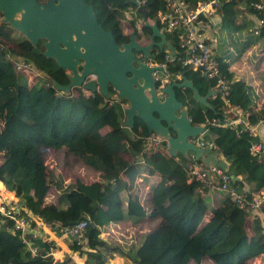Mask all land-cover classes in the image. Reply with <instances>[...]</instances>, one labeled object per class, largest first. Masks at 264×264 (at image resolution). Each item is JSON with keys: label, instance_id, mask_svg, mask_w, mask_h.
Segmentation results:
<instances>
[{"label": "trees", "instance_id": "obj_1", "mask_svg": "<svg viewBox=\"0 0 264 264\" xmlns=\"http://www.w3.org/2000/svg\"><path fill=\"white\" fill-rule=\"evenodd\" d=\"M85 1L93 5L98 21L112 30L117 42L129 39L130 32L121 24L124 11L132 8L136 17L142 16L130 1ZM259 1L264 3L221 0L216 13L218 37L212 50L228 87L225 96L246 115L236 129L211 121L225 103L223 91L216 88V76L181 60H165L166 45L153 46L149 56L164 63L172 77L190 78L200 94L209 87L215 91L207 97L209 105L194 98L189 87H177L176 95L189 105L192 122L204 123L209 140L234 174V188L250 194L264 191V153L258 158L249 148L254 140H264V132L250 131L264 114V25L253 31L255 15H259L254 4ZM185 2L193 6L197 0ZM145 5L148 19H156L179 50L178 29L166 30L158 17L165 8L162 0H145ZM1 17L0 13V150H4L0 181L60 235L63 228L86 218L84 247L71 239L70 248L85 254L87 264H103L115 254L129 264H181L190 247L200 252L196 264H204L203 258L213 264H244L264 253V205L244 209L214 188L212 192L221 191L223 199L208 213L205 198L211 190L187 176L189 161L184 162L181 153L142 152L141 136L149 132L140 118L132 127L124 125L126 99L99 91L85 95L80 88L70 94L56 89L47 75L65 83L69 80L66 70L42 53V39L31 43ZM134 18L130 25L136 38L150 40L152 30L145 19L138 26ZM6 53L29 61L38 73L17 69ZM250 70L253 75L249 76ZM61 148L97 178L51 169L47 157ZM194 162L206 166L200 160ZM155 174L166 175L168 181L152 186L149 201L139 198L144 192H132L135 176ZM210 177L216 179L213 174ZM147 222V230L136 235L133 229ZM31 227L21 236L0 218V264H78L69 255L56 261L48 253L51 236L40 232L34 236ZM34 246L38 247L35 252Z\"/></svg>", "mask_w": 264, "mask_h": 264}, {"label": "water", "instance_id": "obj_2", "mask_svg": "<svg viewBox=\"0 0 264 264\" xmlns=\"http://www.w3.org/2000/svg\"><path fill=\"white\" fill-rule=\"evenodd\" d=\"M126 1L136 6L151 28L148 43H141L134 30L127 41L117 42L112 30L98 21L93 5L85 0H0L1 21L8 22L33 44L42 39V53L69 72L65 83L47 75L56 89L69 94L72 87L84 86L115 98L112 88L118 92V100L127 101L124 125L132 127L135 118H140L148 132L167 140L171 155L181 153L185 161L191 159L192 151L195 160L206 166H222L234 177L228 163L211 152L210 146H199L194 141L204 127L192 122L187 106L176 95L177 87H189L194 98L209 105L207 97L215 91L209 87L206 94H200L193 81L184 76L181 80L171 77L162 88V96L156 92L153 72L163 71L164 67L150 61L151 48L166 45L175 54L176 47L167 40L156 19L149 21L145 4ZM136 52L142 56L138 58Z\"/></svg>", "mask_w": 264, "mask_h": 264}, {"label": "built area", "instance_id": "obj_3", "mask_svg": "<svg viewBox=\"0 0 264 264\" xmlns=\"http://www.w3.org/2000/svg\"><path fill=\"white\" fill-rule=\"evenodd\" d=\"M162 2L164 3L165 8L161 10L158 17L164 24L166 30L178 29L180 49L177 50V53L184 52L183 55L177 53L172 54L170 49L167 48L165 51V60H181L183 64H190L194 68L204 70L208 75L216 76V88L223 91L222 97L224 98L225 103L222 105V110L219 115L213 117L211 121L215 124H222L235 128L246 115L242 109H239L238 106L231 103L229 98L225 96L228 87L226 80L222 77L221 72H219L218 63L212 50L214 42L211 41L209 36V31L212 30L215 23L217 10L221 6V0H197L193 6H189L185 0H162ZM139 4H145V0H139ZM254 5L258 8L259 15H255L253 31L258 32L260 26L264 25V3L259 1ZM6 55L8 56L9 61L14 62L17 69L32 70V72L36 74L38 73V71L35 72L29 61L14 57L10 53H6ZM151 62L154 64H160L164 67V63L153 60H151ZM153 76L157 83L156 92L163 95L162 88L170 80V73L164 67L163 71L155 70ZM78 88H80L85 95L91 93V90L84 86H74L70 93ZM114 97L117 99V92L114 94ZM200 125L203 126V130H205L204 123H200ZM250 131L252 133L264 132V114L258 122L250 127ZM141 140L142 152H158L167 149L168 146V142H163V139H158L152 133L141 136ZM198 145L210 146L212 151L217 152V145L209 139L199 137ZM249 148L254 152L253 154H258V158H261V154L264 153V140H254ZM190 155L191 159L186 163V174L188 177L199 179L203 182V185L210 190H215L214 188H217L223 191L232 201L244 209L251 210L264 205V191L251 192V194L247 192H239L232 185L233 176L226 169L217 164H211L205 167L198 166L193 160V153ZM210 174H213L214 177L216 176V179H212ZM2 187L0 186V218L6 222L7 228L11 231L19 230L20 235L22 236V232L30 228L32 221H35L34 214L29 208H27V206H23L17 200L19 197L16 196L14 192H11L10 194L3 185ZM35 225L36 223H33V227H31L34 236L40 232ZM86 225L87 219H80L73 225L63 228L61 235L67 236L70 240L75 239L77 244L84 247L86 242ZM48 246V253L53 255L54 244L48 242ZM37 248L38 247L34 246L32 250L35 252Z\"/></svg>", "mask_w": 264, "mask_h": 264}, {"label": "rangeland", "instance_id": "obj_4", "mask_svg": "<svg viewBox=\"0 0 264 264\" xmlns=\"http://www.w3.org/2000/svg\"><path fill=\"white\" fill-rule=\"evenodd\" d=\"M133 17L136 18V19L135 18L134 19H135V23L138 26H141L143 24V16L140 15L139 17H136L135 9H132V8L127 9L126 11H124V16L121 18V24H122V26L126 32L131 31L130 20L133 19ZM150 22L152 23V21H150ZM161 30L164 31L162 28H161ZM140 39H142L141 43H148L150 41V40L144 39V37H141ZM126 104H127V102L124 105H126ZM199 137L209 139L208 133L205 130L203 131V133L201 135H198L195 138V141L197 143H198ZM3 152H4V150H0V157H1V153H3ZM127 155H128V157H131L130 154H127ZM47 163L51 169H53V167H56V169L59 170L60 172L61 171H64V172L71 171L74 174H81L82 176L90 178V179L95 178V177L97 178L96 173H94L93 171H91L87 167L81 165L80 163L73 161V159L69 157L68 153H66L64 148H61L58 151H56V150L52 151L49 154V156L47 157ZM66 174H67V172H66ZM137 179H138V182H137L138 186L135 189H133V187L131 186L132 192H138L140 189L139 187H141V189H142V186H144L142 184L143 181L140 180L139 178H137ZM152 186H154V185H152ZM151 190H152V187H148V186L146 187V185H145V189L143 191L151 192ZM212 191H215V190L211 189V193H213ZM216 194H217L216 200H217V203H219L223 199V195H222L221 191H219V190L216 191ZM205 200H206L207 205H208V213H210L211 209L214 206H216V204H215L212 196L209 197L208 200L205 198ZM151 222H154V220ZM149 226H150V222H147L145 224L136 226V228H134L133 230L135 232H137L136 233V235H137L140 233L139 230H147V228ZM187 251H188V257H184L180 262L181 264H196V262L197 263L200 262V260H198L200 252H196V250L192 247H190ZM196 254H198V255H196ZM202 262H204V264H213V262L211 260L204 259V258L202 259ZM110 263H111V260H109L107 263H103V264H110ZM112 264H113V262H112ZM120 264H121V262H120ZM122 264H129V261L124 260V261H122ZM244 264H263V263H262V259L253 258V260H247Z\"/></svg>", "mask_w": 264, "mask_h": 264}, {"label": "crops", "instance_id": "obj_5", "mask_svg": "<svg viewBox=\"0 0 264 264\" xmlns=\"http://www.w3.org/2000/svg\"><path fill=\"white\" fill-rule=\"evenodd\" d=\"M216 21H217V16H215V22ZM216 30H217V27H216V25L214 23V26L212 27V30L209 31V36L211 38V41H213L214 42L213 44H215V45H216L215 42L217 41V37H218V34H217ZM239 69L241 70V67ZM251 74L253 75V71H251V70L248 71V75L250 76ZM164 153L165 152L162 151V154L163 155H164ZM137 178H139L140 180L143 181L142 184L144 186H142V189H139L140 192H138V194L144 192L143 195L139 194V198H141V199L143 198L144 201H146V200L149 201V199H150V192L143 191L145 189V185H146V187L147 186L148 187H152V185L160 183L159 181H161L163 179H165L166 182L168 181V179L166 178V175H157V174H155L154 176L150 175V176H147L145 178L140 177V176H137ZM137 178L135 176V179L133 181L132 187L134 186V187L137 188V186H138L137 185V182H138V179ZM3 186H4V184H3ZM11 192H13V191H9V193H11ZM207 194H208L207 195L208 198L212 196V198L214 199V202H215L216 205L219 204V203H217V200H216L217 199L216 192H213V193L208 192ZM220 203H221V201H220ZM34 220H35L34 223H36L35 226L39 229L40 233H48L51 236L52 239H49V240H51L54 243L53 256H54V259L56 261H62L67 255H69L72 258V260H74L76 263H78V264H87L86 263V256L85 255H81L77 251H73L70 248V244H71L70 238H68L65 235H60V234L56 233L55 231L49 229L44 224V222L42 221V219L39 216L35 215V214H34ZM109 260H111V263L110 264H112V262H113V264H120V262L122 264V261H124L123 257L120 256V255H118V254H115L112 258H109L105 263H107Z\"/></svg>", "mask_w": 264, "mask_h": 264}, {"label": "clouds", "instance_id": "obj_6", "mask_svg": "<svg viewBox=\"0 0 264 264\" xmlns=\"http://www.w3.org/2000/svg\"><path fill=\"white\" fill-rule=\"evenodd\" d=\"M1 18H2V17H1ZM168 49H170V48L168 47ZM177 50H178V49L176 48V53H177ZM170 51L172 52L171 49H170ZM172 54H173V52H172ZM151 60H152V59L150 58V61H151ZM177 75H178V76H177ZM177 75H176L175 77L178 78V79L180 80V76H181V74H177ZM171 77H172V76H171ZM117 93H118V92H117ZM113 94H114V93H113ZM126 102H127V101H126ZM126 102H125V103H126ZM125 103H124V104H125ZM126 105H127V104H126ZM126 105H124V107H125ZM184 105L187 106V112H188L189 105H188L186 102H184ZM188 116L190 117L189 113H188ZM190 119H191V117H190ZM194 124H199V125H200V123H194ZM203 131H204V130H202L200 133L196 134V137H197L198 135H201V134L203 133ZM149 134H151V133L149 132ZM196 137H195V138H196ZM205 139H206V138H205ZM194 141H195V139H194ZM163 142H167V140H166V139H163ZM195 142H196V141H195ZM196 143H197V142H196ZM197 144H198V143H197ZM162 151H164L165 153H167V152H168V146H167V149H163V150L158 151V152H153V154H158V155H159V153H162ZM211 152H216V151H212V150H211ZM165 153H164V154H165ZM168 153H169V152H168ZM191 153H193V152L190 151V154H191ZM216 153H217V152H216ZM169 154H170V153H169ZM190 154H189V155H190ZM170 155H171V154H170ZM190 156H191V155H190ZM218 157H219V156H218ZM219 158H220V157H219ZM186 160H189V159H186ZM186 160H185V161H186ZM193 160H195V159L193 158ZM185 161H184V162H185ZM136 178H137V176H136ZM2 185H3V184H2ZM4 186H5V185H4ZM6 189H7V188H6ZM7 190H8V189H7ZM9 191H10V190H9ZM263 254H264V253H262L261 256L258 257V258L262 259V263L264 264ZM253 258H257V256H255V257H253ZM253 258L251 257L249 260H253Z\"/></svg>", "mask_w": 264, "mask_h": 264}, {"label": "flooded vegetation", "instance_id": "obj_7", "mask_svg": "<svg viewBox=\"0 0 264 264\" xmlns=\"http://www.w3.org/2000/svg\"><path fill=\"white\" fill-rule=\"evenodd\" d=\"M152 49V48H151ZM136 56L138 57V58H140L141 56H142V53L141 52H136ZM67 73H68V75H69V72L68 71H66ZM157 84V83H156ZM81 87V86H80ZM116 91V90H115ZM91 92H93V91H91ZM117 92V91H116ZM115 92V93H116ZM113 93V92H112ZM114 93V94H115ZM162 96V95H161Z\"/></svg>", "mask_w": 264, "mask_h": 264}, {"label": "bare ground", "instance_id": "obj_8", "mask_svg": "<svg viewBox=\"0 0 264 264\" xmlns=\"http://www.w3.org/2000/svg\"><path fill=\"white\" fill-rule=\"evenodd\" d=\"M0 186L2 187V185H0ZM2 188H3V187H2ZM10 194H11V193H10ZM17 200H18L23 206H25L24 203H23V200H21V199H19V198H18Z\"/></svg>", "mask_w": 264, "mask_h": 264}]
</instances>
